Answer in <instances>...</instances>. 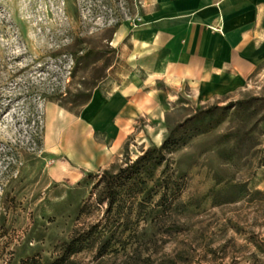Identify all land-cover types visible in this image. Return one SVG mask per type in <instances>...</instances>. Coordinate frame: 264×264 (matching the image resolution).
Returning <instances> with one entry per match:
<instances>
[{
	"label": "rangeland",
	"instance_id": "374dc122",
	"mask_svg": "<svg viewBox=\"0 0 264 264\" xmlns=\"http://www.w3.org/2000/svg\"><path fill=\"white\" fill-rule=\"evenodd\" d=\"M144 12V0H0V264H264V63L230 95L163 82L132 93L119 85L129 67L112 40ZM108 42L117 79L74 112L54 101L88 92L90 56L76 59ZM117 95L129 108L88 118L97 97ZM173 130L180 145L157 176L182 184L175 201L161 202L162 189L121 216L97 202L105 169ZM84 141L93 156L75 158Z\"/></svg>",
	"mask_w": 264,
	"mask_h": 264
},
{
	"label": "crops",
	"instance_id": "0c3cea01",
	"mask_svg": "<svg viewBox=\"0 0 264 264\" xmlns=\"http://www.w3.org/2000/svg\"><path fill=\"white\" fill-rule=\"evenodd\" d=\"M144 8L143 22L119 28L112 40L129 67L119 80L123 89L136 93L163 82L207 96L230 95L264 63V0H144ZM119 73L113 65L110 81ZM125 105L118 95L97 97L88 118L105 122ZM65 113L59 110L60 117ZM80 154L93 156L88 142L75 146V158Z\"/></svg>",
	"mask_w": 264,
	"mask_h": 264
},
{
	"label": "trees",
	"instance_id": "16d2710c",
	"mask_svg": "<svg viewBox=\"0 0 264 264\" xmlns=\"http://www.w3.org/2000/svg\"><path fill=\"white\" fill-rule=\"evenodd\" d=\"M116 47L108 43L91 47V49L77 57V65L82 62L85 57L90 56V64L92 65V75L88 92L85 89L78 91L76 97L72 100H61L60 98H52L58 101L67 110L74 112L76 107L87 104L93 97L97 87L109 77L110 69L114 65L113 52ZM75 56V54H73ZM75 60V57H74ZM89 62V61H88ZM71 103V106H68ZM79 113V112H76ZM35 141L38 147L33 150L32 154L35 159L41 156L39 153L43 151V136L37 133ZM179 141L174 137V130L171 135L162 143L161 146H152L143 154L139 155L136 160L127 162L125 166H121L117 172L110 169H105L98 177L94 184V189L97 191V202L102 205L105 202L108 204V212L116 210L121 216L125 210V206L143 207L147 203H151L155 195L161 192V202L175 201L182 192L183 186L177 183V180L172 179V174H166V170L162 171L160 176H157V171L162 166L168 153H173L178 149ZM95 174L89 173L88 176ZM97 175V174H96ZM181 178V177H180ZM154 184L149 187V183ZM175 184L177 185L175 187ZM8 214H1V217L6 218ZM77 250H73L76 252Z\"/></svg>",
	"mask_w": 264,
	"mask_h": 264
},
{
	"label": "bare ground",
	"instance_id": "6f19581e",
	"mask_svg": "<svg viewBox=\"0 0 264 264\" xmlns=\"http://www.w3.org/2000/svg\"><path fill=\"white\" fill-rule=\"evenodd\" d=\"M78 154V153H77Z\"/></svg>",
	"mask_w": 264,
	"mask_h": 264
}]
</instances>
